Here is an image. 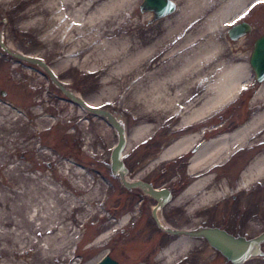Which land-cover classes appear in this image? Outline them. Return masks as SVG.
<instances>
[{"label": "rangeland", "instance_id": "1", "mask_svg": "<svg viewBox=\"0 0 264 264\" xmlns=\"http://www.w3.org/2000/svg\"><path fill=\"white\" fill-rule=\"evenodd\" d=\"M229 1L216 0L218 4L213 8L221 6L227 9ZM142 2L135 0L123 15L111 14L107 20L122 23L118 34L132 41L129 45L132 52L139 48L149 50L126 71L109 75L107 68L117 64L113 59L91 61L86 67L72 62L76 56L65 51L68 40L58 39L52 33L54 28H47L50 20L37 22L40 15L32 14L37 13V7H42L43 0H0L2 40L11 41L15 52L43 60L53 69L52 77L43 65L13 57L0 48V89L6 92L4 96L0 95V198L7 212L5 219H13L7 224L0 220V229L4 231L0 235V248L11 247L17 251L10 255L3 252L0 259L11 256L14 264H95L109 254L121 264H176L183 257L159 260L156 258L159 250L157 239L127 236L121 232L125 225L120 222L124 192L122 180L112 172L110 163L117 131L106 117L72 101L58 84L78 93L94 109L107 110L120 119L126 140L122 158L129 169L126 177L131 181L145 176L157 154L176 138L188 132H198V138L192 143L195 145L203 137L210 140L220 133L230 132L254 115L264 99L254 102V92L244 96L238 93L202 121L183 127L180 123L182 109L145 106L142 93L163 92L161 85L156 88L150 86L155 78L148 73L159 71L160 67L169 64L170 59L174 61L191 51L209 36L219 35L224 43L223 51L232 54L231 49L236 43L227 36V30L242 16L232 10L226 24L179 44L200 27L210 11L192 17L196 19L194 23L188 19L177 25L174 20L179 0L175 2L177 6L173 13L159 19H154L151 11L140 10ZM247 3V10H253L248 23L259 29L257 34L264 32V3ZM49 17L50 14L45 16ZM83 47L79 46L80 59L88 52L82 51ZM223 51L217 52L210 61H217ZM163 81L166 83L164 90L177 104L201 92L190 86L184 89L177 87V79ZM247 82L242 84L246 86ZM6 102L10 107L5 113L1 107ZM145 123H150L149 131L127 145L132 140L134 129ZM262 134L255 135L248 143L252 144ZM260 149L258 146L254 153ZM234 152L219 159L211 169L217 177L208 184L206 191L218 190L219 195L208 198L201 205L206 209L202 214L203 221L207 219L208 225L223 227L230 232L233 230L230 196L234 191L231 181H234L237 169L247 155L241 151L236 156ZM178 157L153 163L156 165V183L174 182L175 169H182L186 174L184 160ZM164 168L168 170L160 171ZM79 169L83 170L81 175L76 173ZM169 171H173V175L169 176ZM254 183L264 181L258 179ZM252 184H246V188ZM55 208L61 211L57 227L62 243L59 253L47 256L42 250L46 246L44 236L38 235L35 225L40 220L50 219ZM132 222L130 220L127 225L131 226ZM104 233L108 235L98 239ZM203 245L207 252L202 256L203 260L214 261L215 250L206 242ZM192 247L184 253L185 256ZM143 252L147 253L145 261L140 256ZM255 263L249 261L246 264Z\"/></svg>", "mask_w": 264, "mask_h": 264}, {"label": "bare ground", "instance_id": "2", "mask_svg": "<svg viewBox=\"0 0 264 264\" xmlns=\"http://www.w3.org/2000/svg\"><path fill=\"white\" fill-rule=\"evenodd\" d=\"M174 1L176 2L177 0ZM247 1L254 2L255 4L264 3V0H261V2H257V0H230V5L226 9L221 6L213 8L218 4L216 0H179L180 6L178 13L177 16H175V20L173 19L177 25L188 19L191 20V23H194L196 19L192 17L210 11L201 21L200 27L194 33L184 37L179 44L189 40L193 36L196 37L201 35L206 30L215 29L218 25L226 24L229 21L228 19L231 18L230 13H232V10H235L238 14H243L248 8ZM134 2L135 0H43L42 7H37V13L32 14L40 15L37 22L50 20V22H48L50 26H47V28L53 27L55 31L52 33L56 35L58 39L68 40V46L65 51L76 56L71 60L78 66L86 67L91 61L95 62L97 60L107 62L113 59L117 64L107 68L109 75H111L118 74L119 71L122 70L126 71L130 66L134 65L138 58L145 55L149 50L139 48L132 52L131 47H129L132 41L129 42L128 37L118 34L121 30L120 24L122 23H116L114 20H107L108 16L111 14L123 15L125 10L131 7ZM47 14H50L49 18H45ZM0 35L4 38L3 33L0 32ZM3 40L6 50L15 52L16 49L14 44L6 40V38ZM94 43L98 44L95 45ZM223 45L224 43L219 38V35L215 37L209 36L205 42L191 51L178 56L174 61L170 59L169 64L167 63L163 67H160L159 71L148 73V75L155 78L150 86L156 88L161 85L163 92L148 91L142 93L144 105L155 107L173 106L176 110L182 109L183 113L180 119L182 127L188 126L191 123H198L208 114L223 107L227 102L238 95L240 86L242 83L248 81L250 75V68L247 62L243 60L235 61L233 58L235 54H226L223 51ZM79 46H84L82 51H88L81 59L78 57L81 53ZM0 48L2 47L0 46ZM221 50L223 54L217 57V61H210V59L214 58L215 54ZM234 51L235 50L232 49V52ZM23 55L30 56L28 54ZM166 58L168 59V57ZM44 68L48 73L53 74V69L49 66L45 65ZM167 79H177V81H179L177 87L181 86V88L184 89L190 86V88H198L201 92L195 97H188L185 102L177 104L173 96H170L164 90L166 83L163 80ZM58 85L61 86L60 83ZM65 90L68 96L72 93L77 100L82 99L78 93H74L66 88ZM176 92L177 90H175V93ZM0 95L4 96L5 94ZM260 99H264V81L258 84L254 90L252 101L256 102ZM85 103L86 106L84 108L94 109L93 105L89 102L85 101ZM8 106L10 107L9 103L6 102L1 107L5 110V113ZM14 115L16 116L17 113H14ZM112 115L120 122V119L116 115ZM16 117H18V115ZM150 126V123H145L136 127L132 134V140L130 143L128 142L127 145L141 139L142 136L149 131ZM260 132H263V134L250 145V153L254 151V149L257 150L258 146H261V149L245 167L242 173L241 183L252 184L258 179L264 181L263 101L258 111L247 121L235 127L230 132H223L211 138L191 155L188 170L194 178L190 181L184 194L193 198L192 204L199 207L206 202L208 198L219 195L218 190L212 189L206 191V187L213 180L211 169L214 168L219 159L227 157L232 151H235L236 148L250 142L249 140L255 135L260 134ZM198 136V132H188L176 138L157 154L155 162L172 159L182 155L192 143L195 142ZM76 173L81 175L83 170L79 169ZM125 178L129 181L127 177ZM4 206L5 204L2 203L0 198V220L2 223L7 224L8 220L13 221V219L11 217L7 220L5 219L7 212ZM60 212L59 208H55L51 212V215L48 214V216L50 215V219L40 220V222L35 225V231L38 235L44 236L46 246H43L42 250L47 256L60 252V244L62 242L57 227L59 223L57 218ZM64 214L65 213H63V215ZM36 216L38 215L36 214ZM125 219L126 217L124 216L120 222L124 223ZM3 234L4 231L0 229V235ZM107 235V233L101 234L98 236V239H104ZM71 238L74 237L72 236ZM71 238L67 240V244L70 243ZM72 242H74V239ZM194 242L195 241L187 237L174 239L160 251L157 258L159 260L163 258L167 261L176 259L184 255V253L193 246ZM210 247L212 246L210 245ZM212 248L215 249L214 247ZM3 252L8 255L17 253V251L11 249V247L4 249L0 248V255ZM206 253L207 252L204 250L201 257L206 255ZM0 264H14V258L5 256L4 259H0Z\"/></svg>", "mask_w": 264, "mask_h": 264}, {"label": "flooded vegetation", "instance_id": "3", "mask_svg": "<svg viewBox=\"0 0 264 264\" xmlns=\"http://www.w3.org/2000/svg\"><path fill=\"white\" fill-rule=\"evenodd\" d=\"M252 11L247 10L243 14H240L242 17L239 18L236 23L242 21L246 22L248 24V29L235 39L236 44L232 48L235 50V53L233 52L235 54L233 58L235 60L243 58L250 68V80L246 83V86L243 84L240 86V94L243 96L253 93L258 84L262 83L257 81V74L250 64L255 42L259 37L264 35V32L257 34L256 31L259 29L252 23H248ZM233 24L229 25L227 30V36L230 40L233 39L229 36L228 31ZM1 91L0 89V94ZM207 141L208 139L203 137L179 156L184 160L186 174L183 173L182 169H175L174 172L169 171V176L174 174V182L163 185L156 183L157 174L155 173L156 165L153 166L155 162L154 158V161L149 165L150 169L147 171V174L137 179L142 181V183H138L136 186L132 187L122 183L124 198L121 217L123 218L125 216L126 219L121 232L127 236H136L151 240L157 239L155 242L159 250L157 251L158 253H156V258L160 251L172 240L180 237H187L192 240L194 239L195 244L186 256L183 255L182 258H179L176 264H234L221 252L215 249L214 259H217L216 261L203 260L201 257V254L205 250L203 243H208L207 240L203 237H193L184 233V231H199L206 227H219L216 225H208L207 219L203 221L202 214L205 213L206 209L202 208V206L198 205L199 207H197L192 204L193 198L184 194L190 181L194 178V176L189 173V164L187 163H189L191 155L202 145L207 143ZM250 145L251 143H246L236 148L234 152L237 154L236 156H238V153L242 151L245 155L247 154V158L245 157L242 166L237 169L234 181H231L232 187L234 188L230 196V201L233 206V230L230 232L226 228L219 227L235 237H244L247 240L257 238L264 233V183H254L250 188H246L248 185L241 183L242 173L245 167L248 165L250 158L257 152L254 153V151H252L254 154H251ZM248 154L251 155L248 156ZM167 170V168H164L160 171L165 172ZM212 174L214 180L215 177H217V173ZM151 190H167L169 196L165 197L164 201L161 202V200L151 193ZM134 199L135 202L130 203V201ZM128 201L129 203L127 204ZM130 220H133V222L131 226H128L127 223H129ZM193 222L195 223L193 224ZM196 239H198V242H196ZM258 245V249L261 253L252 255L239 264H246L249 261L252 263L256 262L255 264H264V241H260ZM146 255L147 253L145 254V252L140 255L144 261L147 257Z\"/></svg>", "mask_w": 264, "mask_h": 264}, {"label": "water", "instance_id": "4", "mask_svg": "<svg viewBox=\"0 0 264 264\" xmlns=\"http://www.w3.org/2000/svg\"><path fill=\"white\" fill-rule=\"evenodd\" d=\"M140 10L142 11H151L153 13L154 19H159L164 16H167L173 13L176 9V3L174 0H143L140 4ZM248 29V24L246 22H241L235 24L229 29V36L231 39H237L241 33ZM0 46L7 51L13 57L34 62L45 66L43 60L33 58L31 56H25L19 52H11L6 50L4 42L0 35ZM250 64L257 74V80L259 82L264 81V35L259 37L255 42V48L251 56ZM52 77L53 74L49 73ZM61 90L66 94L65 88L61 85L59 86ZM1 94H5V91H2ZM69 97L74 102L86 106V103L83 99L77 100L72 93L69 94ZM97 115L106 117L109 124L117 131V141L110 152V163L111 170L114 174L120 176L122 183L126 186H136L142 181H128L126 180V175L128 172L127 167L122 158V152L125 147V132L122 124L117 121V119L112 115L111 112L104 109H89ZM151 193L156 196L161 202L164 201L165 197L169 196L167 190H151ZM185 234H188L193 237H203L207 240L208 244L214 247L216 250H219L225 257L229 258L234 264L242 263L244 260L249 258L252 255L260 254L261 252L258 249V244L260 241H264V233L250 240H246L243 237H235L232 234L228 233L224 229L219 227H206L202 228L199 231H184ZM95 264H120L119 261L112 258L109 254H105L100 258Z\"/></svg>", "mask_w": 264, "mask_h": 264}, {"label": "snow or ice", "instance_id": "5", "mask_svg": "<svg viewBox=\"0 0 264 264\" xmlns=\"http://www.w3.org/2000/svg\"><path fill=\"white\" fill-rule=\"evenodd\" d=\"M257 2H261V0H257Z\"/></svg>", "mask_w": 264, "mask_h": 264}]
</instances>
